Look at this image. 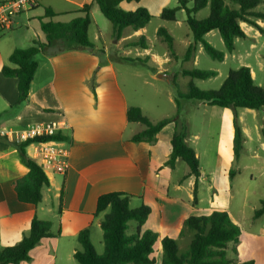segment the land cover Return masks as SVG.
Returning <instances> with one entry per match:
<instances>
[{"label": "crops", "instance_id": "1", "mask_svg": "<svg viewBox=\"0 0 264 264\" xmlns=\"http://www.w3.org/2000/svg\"><path fill=\"white\" fill-rule=\"evenodd\" d=\"M92 1L37 0L36 7L15 17L14 27L9 31L30 27L33 28V37L28 35L23 40L17 33L19 31L10 35H6L8 32L0 34V129L18 130L34 123L63 119L67 124L63 132L69 136L68 142L62 143L69 152L67 171L62 175L44 166L49 185L43 188V199L37 206L17 200L14 183L18 178L26 175L28 170L20 162L16 147L0 140V250L20 242L28 233L30 224L36 216L38 219L52 223L51 232L56 237L42 239L29 252V261L20 264H78L73 258V253L81 249L77 240L79 232L88 229L92 243L94 236L102 239L99 226L104 214L95 217V203L101 195L109 192L132 196L128 203L130 209L143 204L150 208L149 217L157 214L160 218L158 226L146 230L157 233L159 239L166 236L176 240L185 219L189 216H206L212 211L226 212L241 230L242 220L246 218L243 208L249 186L238 182L241 175L236 174L235 171H228V175L232 172V176L231 181L227 180V169L220 166L222 143L227 141L232 149L233 125L229 124L228 134H225L223 127L225 111L230 108L193 106L194 113L200 109H203L202 112L209 110L207 123L210 126L215 122L216 126L214 129L207 128L206 120L202 119L201 128L196 129L189 117L181 116V113L186 114L189 108L181 109L180 105L177 107L174 99L169 98V102L178 113V122L186 128L185 141L197 155L200 176L196 181L189 175L187 165L180 160L175 161L173 168L163 166L171 155L170 141L175 129L174 124L169 123L158 132L156 142L152 145L145 142L132 143L129 141L130 137L141 131L143 126L138 123H128L126 109L130 106L139 107L142 114L151 122L171 117L174 111L171 114L165 112L158 118H151L147 116L142 104H132L128 101L119 84L113 58L109 54L111 48L109 46L108 49L105 41L102 40L101 30L95 35V43L90 41L95 46V54L71 50L56 56L40 54L35 57L37 69L30 84L28 103H17L16 79L5 78L1 72L2 66L8 65V57L15 49L30 47L34 40L44 41L39 22L43 16V9L51 8L57 15L54 21L68 22L78 15L74 12L77 8ZM167 6L175 7L177 1L140 0L130 3L122 1L120 3L122 9L133 12L139 7L146 8L152 17L148 24L154 21L158 23L152 37L148 34L147 24L136 32L124 30L123 35L117 40L110 36V45L125 55L132 49H124V44L135 40L138 36H143L146 48H133L140 50L134 62L142 63L148 60L157 66L155 72L157 78L173 80L177 75L183 76L182 71L186 69L170 72L165 66L170 63L172 57L168 50L162 53L152 50L154 41L161 43L157 35L159 28H164L172 36L162 23L165 21L159 19V14ZM95 10L99 8L93 6L90 11L91 24L95 21L93 16ZM184 20L182 19V22ZM174 23L179 25L180 22L176 18ZM257 24L262 28L263 22L257 21ZM240 27L243 29L245 23H240ZM25 32L29 30L26 29ZM214 32H209L205 38L215 34ZM245 36L246 40L250 39L246 34ZM191 42L192 34L191 36L186 34L184 51ZM173 43L175 46L174 40ZM100 46L101 48H98ZM142 56L144 59L141 58ZM122 58L128 59L123 56ZM192 60L196 61V55ZM94 72L96 83L93 93L88 82ZM251 75L253 77V72ZM153 94L157 96L159 92L153 90ZM156 108L158 107L153 106V111H157ZM237 121L243 132L245 144L251 130L242 123L240 117H237ZM261 121H264V117ZM255 128L263 130L260 126ZM215 132V148L212 154H208L205 146ZM202 138L200 152L195 145H199ZM262 145L264 146L263 143ZM28 151L29 148L26 149V155L30 157ZM202 155L204 161L201 159ZM181 162L186 165L183 168L184 173L180 177L173 178L172 173L176 172ZM252 176L249 175L250 180ZM62 182L64 191L59 212L58 201ZM261 201L264 202V199L259 198L258 203L251 208L253 222L264 217L261 215L253 219V212L260 206ZM165 217L172 223L167 222ZM170 231L173 233H168ZM257 233L264 239V228L260 227ZM159 251L156 254L157 264Z\"/></svg>", "mask_w": 264, "mask_h": 264}, {"label": "trees", "instance_id": "2", "mask_svg": "<svg viewBox=\"0 0 264 264\" xmlns=\"http://www.w3.org/2000/svg\"><path fill=\"white\" fill-rule=\"evenodd\" d=\"M125 1L139 2L140 0H93L75 10L78 13L68 22H57V16L51 8L43 9V16L39 19L40 28L44 35V41L34 40L31 46L15 49L8 57V65L2 66V74L5 78L16 79L18 104L28 103V93L31 81H33L37 63L35 57L40 54L56 56L63 52L77 50L95 54V46L88 38L91 24L90 11L93 6L99 8L102 16L112 25L111 37L119 39L124 30L136 32L144 28L152 19L146 8L139 7L130 12L122 9L120 3ZM177 6H167L159 14V19L168 22H176V14L184 12L185 24L192 34V42L187 46L184 60L194 58L197 46L212 59L223 62L225 54L215 49L204 38L211 31H217L220 40L228 53L235 49V39L247 37L240 27V23L260 30L257 21L264 23V13L256 11L258 5L264 0H176ZM191 4V5H190ZM208 8L209 14L197 21L195 14ZM158 38L163 42L170 56L175 57L172 36L164 29L157 31ZM146 48L143 36H138L124 44V49ZM124 62H134V59L120 58ZM183 76H189L198 80H206L216 76L215 71L184 70ZM96 73L94 72L88 86L94 93ZM172 86H177L173 82ZM177 99H189L209 106L220 108L258 110L264 106V89L254 83L251 71L247 67L240 66L229 70L227 77L216 91H200L193 85H188L186 92L180 93L176 89ZM176 101L178 107V100ZM128 123H138L143 129L129 139L132 143L145 142L150 145L156 142V135L167 124H174L175 129L171 137V155L163 164L173 168L175 161L184 162L189 175L198 181L200 176L197 155L193 148L185 141L186 128L178 122V113L172 117H165L156 122L149 121L137 106L126 109ZM233 135L232 150L234 156L239 158L243 149V132L234 115L232 119ZM2 142H6L18 150L20 162L28 170L27 174L18 178L14 183V191L17 200L24 204L37 206L43 199L42 190L49 185L44 166L26 155V149L31 142L57 141L68 142L69 136L64 132H57L53 136H43L34 140L21 143L8 142L0 136ZM232 176V172H230ZM195 181V182H196ZM64 184L62 182L59 195L58 211L63 198ZM195 195V193H194ZM132 196L120 192H109L101 195L95 203V217L104 214L100 223L102 232L103 250L100 254L95 252L93 243L89 237L88 229H83L77 236L81 249L75 250L73 258L78 264H157L156 254L159 251L158 264H254L252 260L237 262L228 257L229 251L236 253L234 244L240 236V228L232 222L226 212L212 211L206 216L191 217L185 219L183 227L179 231V238L190 235V241L185 252L179 253V246L175 239L162 237L150 230L141 231L149 215L150 208L141 204L130 209L128 203ZM264 215V202L254 210L253 219ZM134 222V232L126 233L129 223ZM51 222L33 218L29 231L20 242L13 246L0 250V264H20L29 261V252L36 247L42 239L56 237L51 232Z\"/></svg>", "mask_w": 264, "mask_h": 264}, {"label": "rangeland", "instance_id": "3", "mask_svg": "<svg viewBox=\"0 0 264 264\" xmlns=\"http://www.w3.org/2000/svg\"><path fill=\"white\" fill-rule=\"evenodd\" d=\"M2 1V0H0ZM191 5V4H190ZM256 11L264 13V3L258 5ZM184 12H178L176 14V18L180 22L179 25L173 22H162L166 26V28L172 33V39L175 41L174 52L175 57H170V63L165 65L170 72L178 71L179 69H196V70H204V71H215L216 76L211 77L206 80H198L195 78H191L189 76H181L177 75L173 80H168L166 78L159 79L157 78V74H155L157 70V66L148 60H144L142 63L137 62H124L121 61L120 58L128 57V59H136L137 52L140 50L132 49L128 54H121V51L113 48L111 44V23L106 20L99 10L93 11L94 22L89 27V35L88 38L92 43H95V35H98V31L102 32V40L105 41V45L109 46L110 57L113 58V64L115 66L117 77L119 80V84L123 89L124 94L128 101L132 104L140 103L144 106V111L146 112L148 117L158 118L161 114H165V112L175 115V107L173 104L169 102V98L176 100V89L180 93H184L187 90L188 85H193L195 89L200 91H216L218 87L222 85L224 80L227 77V73L229 70H234L239 68L240 66L247 67L253 72V80L254 83L258 86L263 87L264 89V23L260 30L249 27L245 25L242 30L244 33L250 38L249 40L244 39H235L234 46L235 49L232 53H228L222 42L220 35L217 31L215 34L208 36L205 38V41L213 46L215 49L225 54V59L223 62H219L217 60H212L201 48V46H197L195 55L196 61L193 60L185 61L182 58V54L184 51V41L186 38V34L191 36V32L189 28L186 26L185 22H182V19L185 18ZM207 14H209V9L205 8L200 12L195 14V18L197 21L203 20ZM62 21V20H60ZM158 22H152L148 24L147 30L150 37L154 36V28ZM179 26V27H178ZM26 29L29 32H25ZM17 32L18 35H21V39L25 40L26 36L33 37V28L30 27H21L12 31ZM12 32H8L6 35H10ZM34 39V38H33ZM115 40V39H114ZM97 42V41H96ZM98 48H101L98 47ZM152 50L156 52H164L167 50L166 45L161 42L154 41ZM184 51V52H183ZM142 59L143 56L141 57ZM172 74V73H171ZM175 83L177 88L175 89L172 86V83ZM153 90H157L159 94L154 96ZM178 105L180 108H189L186 111V114L181 113V116L185 115L189 117L190 121L193 122L194 127L197 129L201 128L202 119L206 120V124H208L209 110L200 109L197 113H194L192 110L193 106H203L206 104L196 102L194 100L189 99H177ZM153 106H157V111H153ZM152 109V111H150ZM178 110V109H177ZM240 117L241 121L244 125L248 126L251 130L248 140L246 143H243V149L240 153L239 158L234 156V153L227 144V141L222 143L221 147V158H220V166L221 168L227 169L226 176L227 180L231 181V176L228 175V171H235L236 174H240L241 177L238 178V182L242 185L249 186L248 196L246 198V203L243 208V214L246 216L242 220L241 224V236H239L238 241L234 244L236 253L229 251L228 257L237 262H244L247 260H253L255 264H264V239L262 236L257 235L260 227L264 228V217L259 218L258 220H251L252 216V207H254L259 198L264 199V121L261 119L264 117V106L258 110H248V109H229L225 111V122H224V132L228 134L229 124L232 123L233 116ZM171 116V117H172ZM214 123V124H213ZM207 126V128L214 129L215 122H213ZM209 126V127H208ZM255 126H260L263 130H258ZM193 131V130H192ZM194 133V131H193ZM216 132L212 137L209 138L208 144L206 147L207 153H213L215 144H216ZM225 134H223L225 136ZM223 136V137H224ZM199 145H195V148L200 152L202 150L201 142ZM203 144V143H202ZM29 153L31 150L29 149ZM256 152V153H254ZM201 159L204 161L203 155ZM186 165L184 163H180L176 172L172 173L173 178L180 177L184 172ZM249 175H253L250 180ZM243 205V203L241 204ZM260 207V206H259ZM167 222L172 223L171 220ZM160 218L157 214H153L150 216L144 226L141 227V231L152 228L154 226H158ZM134 222L129 223V227L126 231L128 235L134 232L135 227ZM173 233V232H168ZM176 237V236H175ZM93 245L95 248V252L100 254L103 250V244L101 238L92 237ZM176 241L179 246V253L185 252L187 250L190 235H186L185 237L178 238L176 237ZM101 244H100V243Z\"/></svg>", "mask_w": 264, "mask_h": 264}, {"label": "built area", "instance_id": "4", "mask_svg": "<svg viewBox=\"0 0 264 264\" xmlns=\"http://www.w3.org/2000/svg\"><path fill=\"white\" fill-rule=\"evenodd\" d=\"M37 6V0H2L0 1V34L9 32L14 27L15 17ZM67 128L66 122L61 119L43 123H34L18 130L0 129V136L13 143L27 142L43 136H53ZM63 142L35 141L28 148L30 158L35 159L43 166L58 173L65 174L68 167V149L62 146Z\"/></svg>", "mask_w": 264, "mask_h": 264}]
</instances>
